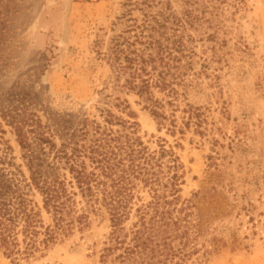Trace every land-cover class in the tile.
Returning a JSON list of instances; mask_svg holds the SVG:
<instances>
[{"label": "rangeland", "instance_id": "obj_1", "mask_svg": "<svg viewBox=\"0 0 264 264\" xmlns=\"http://www.w3.org/2000/svg\"><path fill=\"white\" fill-rule=\"evenodd\" d=\"M127 1L0 3L4 14L14 9L0 17L9 30L0 50V142L11 147L29 177L14 130L2 118L7 107L26 106L58 146L84 122L90 129L95 121L103 123L105 109L137 121L146 146L173 147L185 166L181 196L193 203L201 229L217 238L205 264H264V0H163L186 22L179 34L195 40L190 100L203 113V135L192 127L176 136L158 130L107 63L110 39L124 29L119 18ZM133 17L142 20V12ZM35 199L42 204L39 195ZM109 232V222L95 218L90 228L31 264H100ZM0 264H12L1 251Z\"/></svg>", "mask_w": 264, "mask_h": 264}, {"label": "trees", "instance_id": "obj_2", "mask_svg": "<svg viewBox=\"0 0 264 264\" xmlns=\"http://www.w3.org/2000/svg\"><path fill=\"white\" fill-rule=\"evenodd\" d=\"M7 8L4 14L0 7V17L14 10ZM125 8L119 18L124 29L111 37L105 55L115 81L139 97L159 131L176 136L195 127L203 135L202 108L190 100L195 40L179 34L186 22L163 0L135 5L128 0ZM136 10L142 20L133 17ZM8 33L3 18L0 50ZM24 107L12 105L2 112L29 173L15 162L11 147L0 142V251L12 264L46 257L90 228L95 218L107 220L110 228L100 264H205L217 250V238L201 229L193 203L181 196L186 171L173 147L161 144L152 151L137 121L107 109L101 111L103 123L95 121L90 129L84 122L58 146L50 129Z\"/></svg>", "mask_w": 264, "mask_h": 264}]
</instances>
